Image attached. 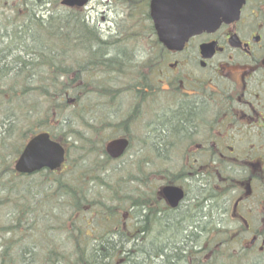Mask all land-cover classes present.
Segmentation results:
<instances>
[{"label": "flooded vegetation", "instance_id": "obj_1", "mask_svg": "<svg viewBox=\"0 0 264 264\" xmlns=\"http://www.w3.org/2000/svg\"><path fill=\"white\" fill-rule=\"evenodd\" d=\"M149 3L124 108L113 100L107 118L77 121L83 131L0 129V211L9 207L0 241L11 250L0 264H128L139 250L148 264L164 249L149 248L150 229L178 220L194 191L183 217L204 215L205 235L183 262L264 264V0H202L218 10L212 26L175 49L160 43ZM42 133L63 147V161L19 171L25 144ZM119 140L125 146L110 152ZM167 187L183 193L174 206Z\"/></svg>", "mask_w": 264, "mask_h": 264}, {"label": "trees", "instance_id": "obj_2", "mask_svg": "<svg viewBox=\"0 0 264 264\" xmlns=\"http://www.w3.org/2000/svg\"><path fill=\"white\" fill-rule=\"evenodd\" d=\"M13 1L0 19L2 121L7 111H34L38 104L52 111L87 98H113L106 76L128 75L137 63L127 57L124 39L103 36L59 0Z\"/></svg>", "mask_w": 264, "mask_h": 264}, {"label": "rangeland", "instance_id": "obj_3", "mask_svg": "<svg viewBox=\"0 0 264 264\" xmlns=\"http://www.w3.org/2000/svg\"><path fill=\"white\" fill-rule=\"evenodd\" d=\"M60 1V0H59ZM4 1L0 0V19L1 15L5 14L9 11L10 5L9 3H13V0H8L5 2H9L4 4ZM142 2L143 0H133L132 2L129 0H90L88 4L83 7L84 14L87 16L89 20V24L96 26L100 29L101 34L109 35L113 34V37L116 39H124V45L126 46L127 57L130 59L131 57L134 58V61H140V56L142 51L146 48V38L143 36V20L141 18L142 12ZM40 14L43 12L40 11ZM119 43V41H117ZM133 61V62H134ZM126 74H118L114 73L106 77H110L108 83L114 84L115 82L118 83V87H123L126 85ZM105 77V78H106ZM116 79V80H115ZM105 82V81H104ZM91 99V98H90ZM89 98L84 99L85 107H89L90 109L84 110L83 107L80 108L82 104H78V106L71 107V109H59L55 110L52 108H47L45 104H38V106L34 109V111L29 110L25 112H15V111H7L6 114L7 118H5L4 122L0 118V123L3 124V127H0L1 132L7 131H17L15 135H20L22 131H25L30 123H34L37 129H45L51 128L54 131L65 129L64 126H68L75 130H81V126L77 124L79 120L82 122L83 120L91 123L94 116L102 117L108 113V107L99 106L94 102H91ZM82 102V103H83ZM91 102V103H88ZM117 107L124 108L126 104V93L122 92L116 100ZM118 108V109H119ZM50 119L51 122H42L45 118ZM107 118V116H105ZM53 121H52V119ZM105 118V119H106ZM49 124H53V127H50ZM75 124V126H73ZM6 125V126H5ZM85 126H87L85 124ZM109 130V126L107 127ZM7 130V131H5ZM12 132V133H13ZM12 141V140H11ZM200 186L196 187V190L200 189ZM193 194H197L196 191L190 193L186 202L181 207V210L178 214H176V218L173 222H168L167 227L164 229H150L149 236H148V245L150 246L154 243L155 245L163 244L164 249L161 256H157V259H151L148 264H183V253L185 248L190 244H197L199 243L205 232L202 230L204 229V224L206 221L205 216L201 214H196L193 217L184 218L183 214L187 210L188 202L193 197ZM54 204V203H53ZM52 204V205H53ZM9 207L5 206L3 208V212L1 213V220L6 221L4 215L6 214V210ZM214 214V213H213ZM214 217L218 220V218ZM174 217H172L173 220ZM166 221V220H165ZM20 231H29V229H21ZM7 233H5L6 235ZM63 234V233H62ZM22 235V234H21ZM61 236V233H57L56 236L52 237V241H55L58 237ZM15 240L18 239V236L14 238ZM20 240V239H19ZM23 241V240H21ZM27 241V240H25ZM90 241V240H89ZM1 243V241H0ZM3 243V242H2ZM0 244V256L2 255L1 251L10 253L11 250L8 249V245L3 243ZM9 244V247L12 249L15 246V249L19 248L18 244ZM148 248V249H149ZM60 250V249H59ZM92 251V250H91ZM94 251V250H93ZM85 254L90 252L85 250ZM101 252V251H99ZM179 254L181 256L180 260L176 261V255ZM11 256V255H9ZM88 256V254H87ZM134 259L129 261L128 264H147L144 261L148 260V253L139 250L134 254ZM28 258H25L27 261ZM24 260V261H25ZM87 260V258H86ZM189 262H192L188 258ZM89 262V261H88ZM87 262V264H88ZM194 263V262H192ZM229 263H233V259L229 261ZM54 264V263H52ZM185 264V263H184ZM189 264V263H187ZM254 264V263H250Z\"/></svg>", "mask_w": 264, "mask_h": 264}, {"label": "water", "instance_id": "obj_4", "mask_svg": "<svg viewBox=\"0 0 264 264\" xmlns=\"http://www.w3.org/2000/svg\"><path fill=\"white\" fill-rule=\"evenodd\" d=\"M87 0H62L61 4L82 6ZM202 0H150V15L158 32L159 41L168 48H179L184 41L201 28L210 26L216 9L200 6ZM125 146V140L113 141L108 150ZM64 149L53 142L47 133L38 134L26 145L17 168L20 171H32L42 166L55 168L63 161ZM169 203L174 206L182 198V191L175 187L165 188Z\"/></svg>", "mask_w": 264, "mask_h": 264}, {"label": "bare ground", "instance_id": "obj_5", "mask_svg": "<svg viewBox=\"0 0 264 264\" xmlns=\"http://www.w3.org/2000/svg\"><path fill=\"white\" fill-rule=\"evenodd\" d=\"M28 247H29V245H28ZM30 261H31V259L28 258L27 261L25 260L24 262L27 263V262H30Z\"/></svg>", "mask_w": 264, "mask_h": 264}]
</instances>
